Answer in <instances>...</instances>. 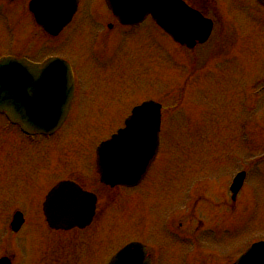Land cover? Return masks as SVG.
<instances>
[{"label": "rangeland", "instance_id": "rangeland-1", "mask_svg": "<svg viewBox=\"0 0 264 264\" xmlns=\"http://www.w3.org/2000/svg\"><path fill=\"white\" fill-rule=\"evenodd\" d=\"M215 2L212 37L194 49L175 44L150 21L118 26L107 43L93 46L90 38L80 43L75 36L77 76L84 71L76 110L56 136L41 138L33 164L24 160L20 140H27H19L20 131L3 129L0 116V235H10V201L27 199L29 185L19 179L32 169L38 191L47 173L54 177L42 192L58 178L82 173L85 187L100 193L102 208L89 232L100 235L101 247L117 249L143 235V213L150 230L162 233L161 219L175 205L185 226L192 229L201 220L204 227L216 228L212 235L217 240L209 241L213 248L227 250L224 259L236 258L254 238L264 239V8L254 0ZM55 50L48 45L43 55ZM21 52L35 55L29 48ZM151 99L163 104L159 159L139 189L108 191L95 173L96 149L123 126L136 105ZM12 137L18 143H10ZM241 170L247 172L246 181L231 210L229 188ZM194 186L199 190L186 191ZM190 201V207L201 210L195 218L184 210ZM215 209L218 214L211 218ZM25 232L33 230L26 227ZM212 262L217 260L208 250V264Z\"/></svg>", "mask_w": 264, "mask_h": 264}, {"label": "flooded vegetation", "instance_id": "flooded-vegetation-1", "mask_svg": "<svg viewBox=\"0 0 264 264\" xmlns=\"http://www.w3.org/2000/svg\"><path fill=\"white\" fill-rule=\"evenodd\" d=\"M32 1L0 0V59L6 56H16L40 62L49 56H59L73 62V57H75L73 39L75 36H77L75 41L78 42L79 38L80 43L85 36L91 39V43H107L110 31L121 25L110 12H105L103 0H77L78 8L75 10L70 22L63 28L60 27V24L64 21L62 14L63 12L68 13V8H63L61 15L58 12L50 14L45 11L50 10L52 12L56 9L40 8L39 12L44 17L39 15L40 20H38L37 9L35 8L34 11L30 6ZM185 1L200 7L205 14H208V17L211 16L212 0H200V5L198 0ZM212 20L215 26L216 22L213 18ZM50 31L59 32L57 35H51L49 34ZM26 43H29L28 46H26ZM48 45L55 46L56 50L47 53L49 55H43ZM26 48L34 50L35 55L22 53L21 51ZM83 74L84 71L78 76L82 79ZM76 98L77 90L72 107H74ZM75 105L77 106V104ZM6 131L8 133L12 131V134H16L14 128ZM18 138L19 140L20 138L27 140L25 137L18 136ZM20 141L25 148L24 160L33 164L35 161L33 152L35 144L29 140ZM12 142H17L14 137L10 139V143ZM22 176L23 178L19 179L20 183L29 185L28 189H24V195L27 199L10 201L13 209L10 212L9 220L13 218L16 212H21L24 223L19 231L15 233L9 231L10 235H0V258H8L10 264H25L27 261H30V264H108L111 261L120 248L101 247L100 235L89 232L90 227L85 229L75 228L70 231L56 230L52 229L46 220L44 202L48 192L57 182L70 180L83 189L93 191L85 187L82 173H74L58 178L51 182L44 192H42V189L47 186L46 181L54 177L52 174L47 173L44 177L45 183L39 191L35 170L29 169ZM129 191L132 190L129 189ZM143 196L145 197V195ZM131 200L128 201L130 210L132 209L129 205ZM106 203H108V200H106ZM143 207L146 208L145 199ZM101 208L102 206L98 204L94 219ZM206 209L208 211V205H206ZM184 210L189 213L188 218H195L196 214L201 211L198 210V206L190 207V205L185 207ZM213 213L211 218L218 214L216 209ZM180 216V207L175 205L161 219L162 233H155L153 228L150 230L147 226L148 216L143 213V235H134L126 241V244L139 242L144 247L136 250L140 256L130 260L134 261L135 264L139 262L140 264H208L209 250L217 260V263L212 262L210 264H234L245 252L239 249L240 253L236 258L224 259L227 250L212 247V238L217 240V235H212L213 231L215 232V227L208 226V224L204 227L203 222L198 220L197 225L194 223L191 229L190 226H185V223L180 220ZM209 218L208 215V220ZM221 220H224V218L220 217ZM38 225H40L42 232L38 231ZM26 227L32 229L33 232H25ZM163 233H166V235H161ZM210 237H212L211 241H209Z\"/></svg>", "mask_w": 264, "mask_h": 264}, {"label": "water", "instance_id": "water-1", "mask_svg": "<svg viewBox=\"0 0 264 264\" xmlns=\"http://www.w3.org/2000/svg\"><path fill=\"white\" fill-rule=\"evenodd\" d=\"M57 2L59 0H42ZM264 4V0H259ZM117 18L126 24L142 20L151 13L175 40L194 47L207 40L212 22L179 0H108ZM66 16V13H64ZM73 95V78L69 64L52 58L32 64L12 58L0 62V111L28 133L51 134L63 123ZM161 105L146 101L134 109L111 139L98 149V168L102 181L112 186L134 185L147 172L159 146ZM245 173L234 180L231 190L236 196ZM96 197L70 182H62L48 196L45 213L53 228H84L95 213ZM14 230L22 223L21 215ZM131 244L110 264H128ZM238 264H264V242L254 244Z\"/></svg>", "mask_w": 264, "mask_h": 264}, {"label": "bare ground", "instance_id": "bare-ground-1", "mask_svg": "<svg viewBox=\"0 0 264 264\" xmlns=\"http://www.w3.org/2000/svg\"><path fill=\"white\" fill-rule=\"evenodd\" d=\"M144 181H145V180H144ZM144 181H143V182H144Z\"/></svg>", "mask_w": 264, "mask_h": 264}]
</instances>
